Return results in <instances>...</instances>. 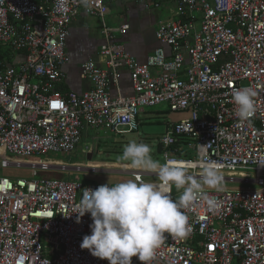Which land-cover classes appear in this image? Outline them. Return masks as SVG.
I'll use <instances>...</instances> for the list:
<instances>
[{
    "label": "built area",
    "instance_id": "2783aa9c",
    "mask_svg": "<svg viewBox=\"0 0 264 264\" xmlns=\"http://www.w3.org/2000/svg\"><path fill=\"white\" fill-rule=\"evenodd\" d=\"M105 1L0 0V48L11 61L0 57L1 166L29 164L38 176H0V264H109L80 248L91 234L90 214L77 222L71 213L84 188L102 184L40 175L56 164L26 158L86 154L82 138L89 130L135 132L143 107L162 103L189 112L159 139L163 163L182 161L201 179L203 167L215 162L224 181L255 187L204 188L183 209L189 234L165 233L150 264H264V0H137L168 12L154 32L157 47L142 62L114 44L113 33L129 26L105 24ZM81 9L99 17L103 42L98 60L79 67L91 87L63 94L57 87L69 62V25ZM121 70L132 93L112 96ZM244 87L257 93L255 112L240 120L232 92ZM237 171L253 177H232ZM131 264L143 262L133 256Z\"/></svg>",
    "mask_w": 264,
    "mask_h": 264
},
{
    "label": "clouds",
    "instance_id": "9594fccd",
    "mask_svg": "<svg viewBox=\"0 0 264 264\" xmlns=\"http://www.w3.org/2000/svg\"><path fill=\"white\" fill-rule=\"evenodd\" d=\"M256 95L249 87L233 90L232 101L240 120L254 114ZM150 153L148 144L133 140L125 145L121 159L130 162L131 168L155 173L159 185L136 177L95 189L84 188L79 204L71 212L77 214V222L90 214L91 234L83 236L80 248L107 259L109 264H131L133 256L143 264H150L166 238L165 233L182 239L191 231L183 209L205 195V186L218 189L225 179L215 162L203 167L198 181L188 174L184 162L160 163ZM173 186L183 190L178 200L171 196Z\"/></svg>",
    "mask_w": 264,
    "mask_h": 264
},
{
    "label": "rangeland",
    "instance_id": "374dc122",
    "mask_svg": "<svg viewBox=\"0 0 264 264\" xmlns=\"http://www.w3.org/2000/svg\"><path fill=\"white\" fill-rule=\"evenodd\" d=\"M111 15H117L118 17H127L132 11L136 10L135 13L139 16L145 18L146 31H153L157 28L158 22L165 19L167 16L165 12L160 9L152 10L147 13L146 2L137 0H126L116 2L109 8ZM95 17V16H94ZM94 21V27L92 28L94 32H91L100 38V20L99 18L92 19ZM120 19L114 22L115 25L119 24ZM97 23L99 25H97ZM120 36L118 33L115 36ZM73 56V52L69 53ZM90 58L97 60V54L90 55ZM122 74V70L120 71ZM143 113L138 115L139 127L137 131L132 133L118 135H110L109 133H104L101 130H89L83 138L82 142L84 145H88V148H83L88 150L86 154L69 155L57 153L50 154L48 156L32 157L26 158L28 160H46L50 164L64 165L65 170L52 168V170L41 173L40 175H46L56 178H65L67 180H78L81 182H91L99 184H115L127 179H134L132 172H152L150 170L134 169L129 167L127 161L121 159L122 153L125 145L130 141L135 140L138 143H146L151 148V156L154 160H158L163 163V157L158 149V142L169 124L175 123L179 120L189 117V112H173L170 111L166 103L158 104L151 107H143ZM26 159L18 161L15 158H11L12 162L25 163ZM2 159L0 158V176H6L10 178H27L32 179L38 176H33L35 169L30 166H1ZM73 165L72 167H68ZM40 170H37V172ZM234 178L247 177L252 178L253 175L249 172H234L231 173ZM196 178V177H194ZM141 179L144 182H159L158 176H142ZM198 181L201 179L196 178ZM255 185L252 183H244L242 181H223L222 185L218 189L213 190H238L246 188H254ZM206 189H211L205 186ZM181 190L175 189L173 186L172 194H180Z\"/></svg>",
    "mask_w": 264,
    "mask_h": 264
},
{
    "label": "crops",
    "instance_id": "0c3cea01",
    "mask_svg": "<svg viewBox=\"0 0 264 264\" xmlns=\"http://www.w3.org/2000/svg\"><path fill=\"white\" fill-rule=\"evenodd\" d=\"M120 1L126 0H107L104 2L107 10L104 22L107 26L112 28L118 27L123 23L128 24V30L122 33L117 32L120 36H115L117 33H113V42L115 45L121 46L127 53L135 57L136 60L142 62L158 45L154 37L156 29L153 31H146L145 18L137 15L135 13L136 10L132 11L127 17L111 15L109 8L112 4ZM152 10L153 9L147 10V13L149 14ZM160 10L165 12L166 16H168L166 9L162 8ZM95 17L99 18L98 16ZM95 17L86 15L81 9L78 15L71 21L69 25V36L66 41V52L69 57V62L62 67V78L58 84V90L62 89L65 93H81L91 87L88 80L80 78L79 67L82 62L91 59L90 55L97 54L100 44L103 42L101 30V37L99 39L91 33L94 32L92 28L95 29L94 21L92 20ZM118 19H120L119 24L115 25L114 22ZM97 25L99 24L97 23ZM70 51L73 52V56L69 54ZM110 92L112 96H115L117 92L121 95H130L132 93L129 74L126 70H122V74L120 73L118 86H110Z\"/></svg>",
    "mask_w": 264,
    "mask_h": 264
},
{
    "label": "trees",
    "instance_id": "16d2710c",
    "mask_svg": "<svg viewBox=\"0 0 264 264\" xmlns=\"http://www.w3.org/2000/svg\"><path fill=\"white\" fill-rule=\"evenodd\" d=\"M0 57H5V58L7 59V63H8V64L11 63V61H9L7 55H4V53H2L1 48H0ZM7 63L4 62V65H3V66L7 65ZM58 91H60V92L63 93V94L65 93V92H63L64 90H62V89H61V90H58ZM66 93H67V92H66Z\"/></svg>",
    "mask_w": 264,
    "mask_h": 264
},
{
    "label": "water",
    "instance_id": "95a60500",
    "mask_svg": "<svg viewBox=\"0 0 264 264\" xmlns=\"http://www.w3.org/2000/svg\"><path fill=\"white\" fill-rule=\"evenodd\" d=\"M25 166H29V164H25ZM65 167H67V166L53 165V166L51 167V169H52V168H53V169H54V168H57V169L65 170ZM68 167H70V168L72 167L73 169H75L74 166H72V165H71V166H68Z\"/></svg>",
    "mask_w": 264,
    "mask_h": 264
},
{
    "label": "snow or ice",
    "instance_id": "6c2138e0",
    "mask_svg": "<svg viewBox=\"0 0 264 264\" xmlns=\"http://www.w3.org/2000/svg\"><path fill=\"white\" fill-rule=\"evenodd\" d=\"M54 106H56V105L54 104Z\"/></svg>",
    "mask_w": 264,
    "mask_h": 264
},
{
    "label": "flooded vegetation",
    "instance_id": "af4514ba",
    "mask_svg": "<svg viewBox=\"0 0 264 264\" xmlns=\"http://www.w3.org/2000/svg\"><path fill=\"white\" fill-rule=\"evenodd\" d=\"M72 158V157H71ZM73 166V165H72Z\"/></svg>",
    "mask_w": 264,
    "mask_h": 264
}]
</instances>
